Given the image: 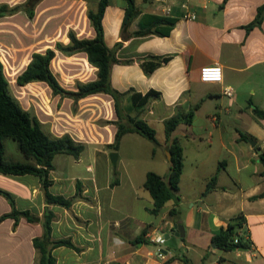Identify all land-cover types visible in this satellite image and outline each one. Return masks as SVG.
I'll return each mask as SVG.
<instances>
[{
	"label": "crops",
	"instance_id": "1",
	"mask_svg": "<svg viewBox=\"0 0 264 264\" xmlns=\"http://www.w3.org/2000/svg\"><path fill=\"white\" fill-rule=\"evenodd\" d=\"M25 1L0 0V7L10 9ZM98 1L40 0L32 18L23 10L0 15V53L15 58L17 53L31 49L28 63L32 53L50 48L55 52L52 60L73 61L65 73L70 79L83 75L87 78L76 83L94 80L97 69L88 63L85 53L67 56L55 45L69 44V31L77 38L94 37L87 11L95 10ZM134 2L139 15L126 29L124 40L121 25L126 2L108 0L102 17L105 45L112 49L121 43L115 51L118 62L111 66L110 84L119 93L129 90L142 96L151 93L138 111L130 106L129 115L141 118L151 127L154 123L163 126V138L156 139L152 152L156 155L159 150L165 154L164 168L161 173L154 172L157 175L166 177L169 172L168 147L172 142L175 140L181 147L179 202L175 205L170 200L156 215L150 212L153 202L142 184L146 173L153 171L143 172L136 183L121 166L118 178L112 181L108 154H119L122 141L138 134H124L116 151L108 147L114 139L117 117L113 100L103 93L77 101L52 94L50 103L35 101L29 107L18 100L24 110L36 116L47 135L68 134L82 144L77 161L85 150L93 160L78 177L70 174L68 177L62 172L55 176L54 166L49 172L52 194L71 198L76 192V182L80 184L81 197L70 208L47 206L39 179L31 174L0 173V190L11 196L18 211H29L39 219L45 208L53 212L51 239H70L78 249L64 246L52 249L55 264H184L181 257L191 264H264V197L254 198L264 191V175L256 151L258 148L264 152V120L252 112L253 106L264 111V19L258 27L249 31L244 28L253 21L264 0H169L168 16H163L150 0ZM184 3L195 14L194 20L183 17ZM142 16L167 17L174 24L166 36L154 33L135 36L133 32L139 30ZM150 24L146 19L142 29ZM43 42V48L32 50ZM152 57H167V61L145 73L141 63L152 61ZM213 64L221 66L222 81L201 82L200 68ZM41 84L46 85L33 82L19 87ZM227 87L232 89V97L223 94ZM71 105L76 106L75 112ZM190 110L191 121L180 123L166 138L164 122L182 117ZM195 125L202 126L201 131ZM239 132L252 136L255 148L249 140H241ZM96 159L103 164L97 166ZM24 162L29 160L24 158ZM214 177L213 187L206 191ZM111 182L117 183L111 187ZM173 208L175 214L171 216ZM10 211L9 202L0 195V216ZM176 222L184 227L183 238L172 234ZM228 226H235L237 234L249 241L247 249L225 251L212 245L213 235ZM152 231L165 239L169 235L160 248L162 258L157 257L156 247L146 240V234ZM42 234L40 222L30 223L24 218L17 223L12 218L2 220L0 264H37L32 240Z\"/></svg>",
	"mask_w": 264,
	"mask_h": 264
},
{
	"label": "trees",
	"instance_id": "2",
	"mask_svg": "<svg viewBox=\"0 0 264 264\" xmlns=\"http://www.w3.org/2000/svg\"><path fill=\"white\" fill-rule=\"evenodd\" d=\"M40 0H26L22 5L8 9L6 6L0 7V15L5 13H14L23 10L28 18L33 17V11L36 3ZM126 7L122 20V39H126V29L132 21L139 15V10L134 0H124ZM226 1V0H224ZM108 0H99L95 10L87 11V18L94 29L93 38H77L73 32H68L69 44L62 45L57 43L55 49L69 56L76 52H83L87 56V61L97 69L96 78L89 82L76 83L75 90H66L60 86L55 75L51 71L50 64L55 56L54 50L48 48L44 52H34L31 54L30 61L24 70L17 75L15 82L18 86H24L33 82H43L51 90L53 95L70 98L73 101L85 98L87 96L103 93L111 97L114 103V111L117 117L115 122L116 132L112 144L108 147L114 151L118 148L121 137L126 133H136L154 143H157L154 129L144 120L137 116H130V106L138 111L147 102L151 93L142 96L139 93L129 90L125 93H119L111 87L110 70L118 60L115 57L116 49L121 45L117 43L112 49L108 48L103 41L102 17L107 6ZM148 19L151 24L143 28L144 21ZM264 19V3L257 10L251 23L244 28L246 31L261 25ZM174 20L162 16H142L139 21V30L133 32L135 36H141L148 33H154L161 36L169 34ZM152 27H155L152 30ZM162 28L159 30V28ZM152 61L141 63L145 73H151L161 64L166 63L167 57H152ZM157 95V94H155ZM125 103V107H123ZM122 107V109H121ZM253 114L264 120V111L252 107ZM193 112L190 110L182 117H172L164 122L165 136L170 134L180 123H189ZM239 138L247 141L254 139L252 136L239 132ZM4 139H11L17 143L19 152L29 162L7 161L4 158ZM83 150L80 143L75 142L68 134L60 137L47 135L41 128V124L36 116L27 110H24L17 99L11 94L10 84L5 76L3 65L0 62V173L3 175H26L31 174L39 179L41 190L43 191L45 204L58 205L66 209L70 208L76 198L81 197V186L76 182V192L71 198H65L62 195H55L49 192L52 181L49 178V172L53 169L52 159L55 155L64 154L77 159ZM170 153V167L166 177H161L154 172H147L142 188L148 192L153 207L150 212L153 215L159 213L161 208L168 201H173L176 205L179 202L178 184L183 168V154L179 144L174 140L168 147ZM258 160L262 166L261 174L264 175V152L258 154ZM31 161V162H30ZM215 182V177L209 182L206 191H209ZM117 182H111L110 186ZM0 195L5 197L10 204L11 211L0 216V222L6 218L14 219L15 223L20 218H24L30 223H41L43 234L41 237L32 240L33 247L37 253V264H55V258L51 250L57 247H68L78 250L70 239L53 240L50 237L51 221L54 214L51 210L45 208L43 216L39 219L29 211H18L14 206L11 196L2 190ZM264 197V191L254 198ZM174 208L170 210V215L174 216ZM237 239L235 243L234 240ZM137 241L144 243L141 238ZM212 242L216 248L229 251L234 249H247L249 241L243 236H239L235 231V226H228L225 230H219L212 237ZM184 264H191L190 261L181 257ZM222 261V259H221Z\"/></svg>",
	"mask_w": 264,
	"mask_h": 264
},
{
	"label": "rangeland",
	"instance_id": "3",
	"mask_svg": "<svg viewBox=\"0 0 264 264\" xmlns=\"http://www.w3.org/2000/svg\"><path fill=\"white\" fill-rule=\"evenodd\" d=\"M44 42L42 44L36 45L33 47L32 50L43 48ZM31 49L26 50L24 53L20 52L17 53L15 58H6V54L2 55L0 53V62L3 63V68L7 79L9 80L10 84V91L11 94L18 100L21 101L22 105L25 107H29L32 104H35V101H41L43 103H50L51 102V90L46 87V85H38L37 87H33L28 85L27 87L20 88L15 83L16 75L22 70L24 65L27 63L29 59V54ZM28 54V55H27ZM73 61H61L58 58L52 60L50 68L53 74L55 75L58 83L61 87L66 90H71L72 86L74 87L75 83L79 80H84L85 76L80 75L77 79H70L65 73L66 68L69 67L71 69V64ZM63 71V72H62ZM61 97V96H60ZM58 98V97H57ZM61 100V99H58ZM88 103V102H87ZM71 109L75 112L76 106L71 105ZM122 109V107H121ZM113 110V105H112ZM201 127L199 125H195V129H199L201 131ZM152 128L155 130L156 139L162 140L163 138V126L154 123ZM139 136V137H138ZM138 136H129L126 137L121 145L119 154L117 153V161L115 167L112 166L109 160L108 154V165H109V173L112 178V181L118 178V174L121 166H124L126 170L129 172V176L133 178L134 182H138L141 180L139 177L145 171H153L161 173L162 169L164 168L162 165V160L165 157L161 151H157L156 155H153L154 146L156 143L138 135ZM4 158L7 161H14V162H24L23 155L19 152L17 143L11 139H4ZM86 150L84 151L82 158L80 161H77L72 156L69 155H56L53 157L52 164L55 167V176L59 175V172H62L63 175H73L75 177L81 176L84 174L85 166L88 163H93L91 158L89 159ZM23 158V159H22ZM102 159L100 158V161ZM98 159H96V165L100 166L101 163ZM95 165V163H94ZM166 242V241H165Z\"/></svg>",
	"mask_w": 264,
	"mask_h": 264
},
{
	"label": "built area",
	"instance_id": "4",
	"mask_svg": "<svg viewBox=\"0 0 264 264\" xmlns=\"http://www.w3.org/2000/svg\"><path fill=\"white\" fill-rule=\"evenodd\" d=\"M152 3L156 4L163 16H168L171 13V6L169 0H150ZM183 9L186 10L183 17L187 20H194L195 14L188 10L187 5L184 3L181 5ZM199 79L201 82L206 83H220L222 81V68L218 64L203 66L199 70ZM223 94L227 97H232L233 91L231 88L227 87L223 89ZM146 240L148 243L156 247L155 254L157 257L162 258V251L160 248L165 244L166 239L162 234H158L154 231L146 234ZM237 242V239L234 240Z\"/></svg>",
	"mask_w": 264,
	"mask_h": 264
},
{
	"label": "water",
	"instance_id": "5",
	"mask_svg": "<svg viewBox=\"0 0 264 264\" xmlns=\"http://www.w3.org/2000/svg\"><path fill=\"white\" fill-rule=\"evenodd\" d=\"M248 143L250 144V146L252 148H255L256 146V142L254 140H249ZM257 153H260L261 151L256 148ZM168 155L170 156V154L168 153ZM109 160L110 163L112 164L113 167H115L116 165V161H117V153L116 152H110L109 154ZM175 237L177 238H183L184 237V227L180 222H176L173 224V233H172ZM169 238V235L166 236V239ZM214 246V244H212Z\"/></svg>",
	"mask_w": 264,
	"mask_h": 264
}]
</instances>
